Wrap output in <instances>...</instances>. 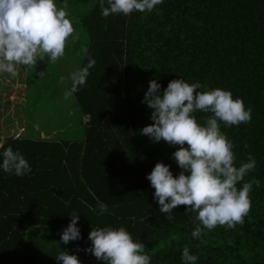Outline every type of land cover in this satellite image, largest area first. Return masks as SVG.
I'll return each instance as SVG.
<instances>
[{
    "label": "trees",
    "instance_id": "1",
    "mask_svg": "<svg viewBox=\"0 0 264 264\" xmlns=\"http://www.w3.org/2000/svg\"><path fill=\"white\" fill-rule=\"evenodd\" d=\"M64 2L57 0L58 6ZM66 2L78 33L73 45L86 47L96 61L72 98L82 136L72 138L70 129L57 139L16 131L0 136V144L19 151L32 169L22 177L0 170V264H58L62 250L81 264H103L76 249L91 246L92 227L105 226L126 228L145 244L151 264H182L184 246L199 257L197 264H264V0H164L159 14L107 18L99 0ZM70 47L62 59L74 55ZM89 56L80 50L76 70ZM153 79L161 91L173 79L199 82L206 86L201 91L229 90L252 109L249 124L222 127L237 164L249 154L256 160L245 179L260 184L253 185L243 225L217 227L196 240L195 213L181 205L169 220L160 212L146 177L157 162L169 165L174 176L180 169L171 158L178 146L140 134L153 123L142 103ZM206 115L196 114L201 123ZM97 201L108 212L92 211ZM71 212L80 215L82 239L59 244Z\"/></svg>",
    "mask_w": 264,
    "mask_h": 264
},
{
    "label": "clouds",
    "instance_id": "2",
    "mask_svg": "<svg viewBox=\"0 0 264 264\" xmlns=\"http://www.w3.org/2000/svg\"><path fill=\"white\" fill-rule=\"evenodd\" d=\"M164 0H99L101 15L130 16L140 13L144 16L159 14ZM68 4L58 6L57 0H0V73L19 75L17 66L36 68L38 62L55 63L65 56L71 42L78 39V33L69 19ZM82 53L89 56L85 47ZM96 64L89 56L88 63L73 71L67 78L71 81L63 94L67 101L74 98L87 83L90 69ZM65 78L61 77L63 81ZM156 80L149 81L142 103L151 109L152 124L140 130L152 143H167L178 146L172 159L179 167L178 175H173L170 166L157 162L147 175V180L155 190L154 200L161 213L169 220L178 206H185L186 213H195L198 221L191 236L201 238L217 227L234 229L243 225L251 211L250 193L259 180H246L256 168L255 158L249 154L246 161L237 164L234 144L222 131L249 124L252 109L246 107L242 98H233L229 90L214 88L201 91L205 85L188 83L182 79L171 80L161 91ZM197 113L208 114L203 123ZM0 148H4L0 144ZM0 170L10 175L22 177L31 173L27 159L12 147L0 153ZM91 209V206H89ZM98 215L108 212V206L97 201ZM71 220L60 234L59 244H69L82 239L77 226L79 214L70 213ZM88 239L91 246L77 247L93 255L103 264H151L146 254V246L124 227L111 226L93 228ZM58 264H81L78 256L67 250L58 251ZM199 257L184 246L182 264H197Z\"/></svg>",
    "mask_w": 264,
    "mask_h": 264
},
{
    "label": "rangeland",
    "instance_id": "3",
    "mask_svg": "<svg viewBox=\"0 0 264 264\" xmlns=\"http://www.w3.org/2000/svg\"><path fill=\"white\" fill-rule=\"evenodd\" d=\"M73 44L67 47V50L70 46L74 48L70 58L55 63L38 62L36 68L17 66L16 77L0 73V136L19 132V127L24 128L20 133L25 137L40 135L57 139L69 136V129L72 138L82 136L76 105L72 99L63 98L70 81L67 78L76 70L78 59L75 58L82 49ZM61 77L65 79L62 81ZM36 98L44 100L40 102ZM29 104L30 110L25 109Z\"/></svg>",
    "mask_w": 264,
    "mask_h": 264
},
{
    "label": "built area",
    "instance_id": "4",
    "mask_svg": "<svg viewBox=\"0 0 264 264\" xmlns=\"http://www.w3.org/2000/svg\"><path fill=\"white\" fill-rule=\"evenodd\" d=\"M22 129H23L22 127H19V132H16L15 136L18 135L20 132H22Z\"/></svg>",
    "mask_w": 264,
    "mask_h": 264
}]
</instances>
